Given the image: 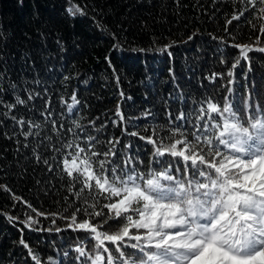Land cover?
Wrapping results in <instances>:
<instances>
[{"label":"trees","instance_id":"trees-1","mask_svg":"<svg viewBox=\"0 0 264 264\" xmlns=\"http://www.w3.org/2000/svg\"><path fill=\"white\" fill-rule=\"evenodd\" d=\"M260 7L240 0H0V264H35L33 255L40 264H91L97 251L106 264L94 234L68 224L76 213L77 223L88 219L107 231L108 201L95 187L81 191L83 178L67 177L62 160L75 149L63 145L84 147L91 136L103 159L109 141H119L110 159L124 171L183 169L170 155L154 158L147 138L168 144L176 125L196 131L210 101L223 107L227 98L245 116L264 105V53L253 50L232 69L239 58L233 45L264 47ZM73 93L79 103L69 111ZM182 112L186 120L177 119ZM27 122L41 128L25 136ZM28 216L37 221L30 227L21 223ZM119 226L111 223L113 231ZM104 246L118 255L115 245Z\"/></svg>","mask_w":264,"mask_h":264},{"label":"snow or ice","instance_id":"snow-or-ice-1","mask_svg":"<svg viewBox=\"0 0 264 264\" xmlns=\"http://www.w3.org/2000/svg\"><path fill=\"white\" fill-rule=\"evenodd\" d=\"M240 2L253 9L259 3L257 20H264V0ZM243 15L244 10L234 14L227 23ZM249 23L256 27L252 21ZM259 31L264 34V23L259 24ZM167 47L165 45V49ZM233 47L239 50V58L232 69L247 60L253 50L264 53V47L253 49L249 44ZM216 75L213 74V78ZM227 75L233 76V71L229 70ZM17 103L24 101L17 98ZM78 103L73 93L67 105L69 111ZM117 115L120 116L119 109ZM199 115L207 119L195 123L196 131L176 125L166 137L168 144L147 138L154 146V158L170 155L177 163H183V169L169 165L160 171L149 169L146 173L134 168L124 171L110 159L116 155L114 147L119 141H109L112 148L103 153V159H98L100 153L95 151L91 136L88 140L93 143L84 147L72 141L63 145L75 149V154L68 153L62 160L67 177L83 178L81 191L95 187L97 195L108 201L103 204L108 214L103 222L108 226L107 231L98 230L88 219L77 223L76 213L68 224L69 228L94 234L96 248L107 253L106 264H264V105L245 116L225 98L223 107L210 101L206 110L201 107ZM177 119L187 118L182 112ZM27 123L25 136L41 128L40 124ZM55 124L53 121L54 130ZM55 151L59 153L61 149ZM44 163L51 170L49 161ZM125 163L130 164L131 160L126 159ZM94 164L98 166L94 168ZM91 207L95 209L96 205ZM76 211L89 213L87 208ZM89 215L104 217L105 213L92 211ZM36 222L32 216L21 221L29 227ZM112 222L120 225L114 231ZM106 242L116 246L117 256L104 246ZM20 243L28 247L23 240ZM76 250L81 256L85 255L83 248ZM33 260L40 264L34 255ZM91 264H105V256L97 251Z\"/></svg>","mask_w":264,"mask_h":264}]
</instances>
